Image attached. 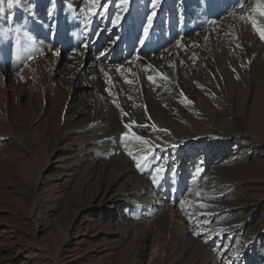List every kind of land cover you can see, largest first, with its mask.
I'll use <instances>...</instances> for the list:
<instances>
[{
    "label": "rangeland",
    "instance_id": "obj_1",
    "mask_svg": "<svg viewBox=\"0 0 264 264\" xmlns=\"http://www.w3.org/2000/svg\"><path fill=\"white\" fill-rule=\"evenodd\" d=\"M256 3L160 0L151 25V0L0 3V135L8 130L16 139L0 136V264H229L231 255L230 264H264V40L241 19L264 21ZM102 40L95 53L115 64L87 75L101 89L92 101L86 90L82 113L80 100H67L81 89L75 55ZM233 43L248 48L224 73L217 62ZM115 44L121 54L137 53L140 67L129 70L115 51L103 52ZM57 53L66 55L60 79L52 77ZM168 130L208 138L172 143ZM106 142H115L110 157L94 148ZM210 142L227 144L229 154L206 164ZM61 157L88 160L65 167ZM130 189L137 202L129 222L117 223L113 202ZM227 239L220 253L217 244Z\"/></svg>",
    "mask_w": 264,
    "mask_h": 264
},
{
    "label": "bare ground",
    "instance_id": "obj_2",
    "mask_svg": "<svg viewBox=\"0 0 264 264\" xmlns=\"http://www.w3.org/2000/svg\"><path fill=\"white\" fill-rule=\"evenodd\" d=\"M171 3V2H170ZM173 5L170 4V6ZM175 5V3H174ZM219 5V1H215V2H211L210 6L205 9V11L203 13H198L196 14L195 16L196 17H200L202 14H208L210 13L211 11L214 10V8H216L217 6ZM98 8V7H97ZM96 8V9H97ZM44 9V8H43ZM106 9V8H105ZM121 9V8H120ZM42 10V6H40V8H36L34 9V11L32 10V12L36 13V15H39V11ZM38 11V12H37ZM106 11V10H104ZM22 14H24L23 12H21ZM26 13V11H25ZM33 13V15H34ZM100 16V15H99ZM98 16V17H99ZM125 16V15H124ZM169 16V15H168ZM107 17V15H106ZM105 17V18H106ZM97 20V19H96ZM134 20V19H133ZM261 21L259 22V25H261V27H264V21L262 19H260ZM31 23H35V24H38L40 23V21L38 20V18H34V20L31 21ZM104 24V23H103ZM117 25H120L118 23H116ZM114 24V25H116ZM161 25V24H160ZM112 27V26H111ZM119 28V27H118ZM64 32V28L61 30ZM62 35L64 33H61ZM253 37V36H252ZM63 38V36H62ZM65 38V41H63L62 43L66 45V48L68 49L71 45V39L68 37H64ZM118 38V37H117ZM242 42V41H241ZM103 43V40L101 41V43H99L98 41H96L93 44H91L90 46L87 47H83L81 50H78L77 51V55H75V59H81V64L79 65V67L81 68V70H79L80 72L77 73V76L75 77L76 80L81 83L80 87L81 89L80 90H76V89H73V90H69V93H68V96H67V100L69 101H75L76 99L80 100V105L82 107V113L87 110L89 108V106L87 105V101L89 100L88 99V96L87 94H85V92H87L86 90H89V98L91 100V98L93 96H95L99 91V89H101V83H98V82H92L90 81V78L89 81H87V75L90 74V73H97V70H94V69H98V68H101V69H104V70H107L108 68H110L111 66H113L115 63H113V59L111 60L110 58L106 57V58H101L102 54H99L97 55L96 50L98 49V47H100V45ZM258 43V42H257ZM62 44V46H63ZM111 44V43H110ZM259 44V43H258ZM261 44V43H260ZM259 44V45H260ZM245 45V44H244ZM263 45V44H262ZM62 46L60 47L62 50H66L64 48H62ZM250 47V46H249ZM248 48V47H247ZM245 46H239L238 44L236 43H233L230 45V48H228V50L226 51V54L223 56V58L218 61L217 63L220 65L221 69H222V72L226 73V70H227V66L230 65V66H236V62L237 60L240 58V56H242L244 53H245V50L247 49ZM262 50L264 49V46L260 47ZM108 49H110L111 51H115L112 53L113 55V58L117 59V61L119 59L120 62H125L126 63V68H128L129 70H131L132 68L134 67H138L140 65V63H138L137 61H133L135 59V57H137V53H133L131 51L129 52H125L124 54L120 53L121 50H119V48L117 47V45H110L107 47V49H105L103 52H105L106 50L108 51ZM259 49H256V51H252L250 53V57L248 58H244L243 60L246 61V62H250L252 59V57L254 56V53L256 52H259L257 51ZM248 51V50H247ZM251 51V50H250ZM66 52H68L66 50ZM65 52V53H66ZM136 52V51H135ZM178 51H175V54L177 53ZM249 52V51H248ZM64 54V53H62ZM104 55V54H103ZM245 55V54H244ZM56 57L55 58H52L54 59L53 63H52V69H53V73H52V77H58L59 78V73L57 72V70H60L59 67H60V63H62V61H64L66 59V55H61L58 57V55H55ZM78 56V57H76ZM176 56V55H175ZM81 57V58H79ZM102 57H105V56H102ZM140 57V56H138ZM137 57V58H138ZM254 58V57H253ZM141 60H144V59H149L148 57H141L140 58ZM241 59V58H240ZM44 60V59H43ZM254 60V59H253ZM47 61V60H46ZM49 61V60H48ZM127 61V62H126ZM119 62V61H118ZM58 63V65H57ZM124 63V64H125ZM50 65V63H49ZM57 65V66H56ZM247 65V64H246ZM140 67V66H139ZM48 68V67H47ZM13 71L12 73L14 75H16V69L17 67L15 66V64L13 65L12 67ZM220 69V70H221ZM8 73H3L2 72V75H7ZM93 75V74H92ZM12 76L11 74H9L8 77ZM96 76V75H95ZM5 77V76H4ZM7 77V78H8ZM74 77V76H73ZM60 79V78H59ZM143 87V85H142ZM96 97V96H95ZM62 98V97H61ZM94 100V99H93ZM101 100V99H100ZM92 101V100H91ZM68 102V101H67ZM89 102V101H88ZM99 103V102H98ZM90 104V103H89ZM91 104H90V108H91ZM100 108V107H99ZM98 108H96L97 110ZM211 111V110H210ZM208 111V112H210ZM87 112V111H86ZM85 114V113H84ZM214 117V115H213ZM63 120V119H62ZM101 123V119H98V120H95L93 122H90V121H85V123L82 125V126H77L76 128H72V129H69V130H84V129H87L95 124H99ZM63 124H66V119H64V122ZM162 126V125H161ZM166 132V133H165ZM165 136L167 138H169L171 140L172 143H185L187 144L189 141L191 140H200V141H203L205 140L206 138L208 137H204L205 135H203V133H201L200 136L196 137V138H191L189 137V135L187 134H180V133H173L171 131H165ZM203 132V130L201 131ZM240 135H244L242 132H240ZM0 136H8V140H10L11 142L12 141H16V139H14L12 136V133H10V131L7 130V132L5 134H1ZM45 139V138H44ZM211 144H213L212 148L214 149L212 152H205L203 153V155L205 156H202V159L206 161V164H213L215 162H219L223 159V157H226L228 154H229V148H228V145L227 144H214V142H210ZM115 145V142L114 143H110V142H106L105 145L102 147V146H94L95 149H98L100 151V155L101 156H106V157H110V153H109V149L113 148V146ZM218 147H220L218 149ZM210 148V146L207 148V150ZM63 154V153H62ZM64 156V155H63ZM69 158V157H68ZM173 158V157H172ZM60 160H62L63 162H65L64 166L65 167H69L71 166L72 164H78L79 166L83 165L84 163L87 162L88 158L87 157H83V158H76V159H65L64 157H61ZM66 160V161H65ZM174 161V160H173ZM166 162V161H165ZM182 162V161H181ZM164 164V163H163ZM162 165V164H161ZM166 165V164H164ZM160 166V165H159ZM163 166V165H162ZM186 166L188 167L189 164H186ZM163 168V167H162ZM190 167H188L189 169ZM189 172H190V169H189ZM133 173V172H132ZM188 174V173H187ZM186 177V176H185ZM182 180V179H181ZM134 190L133 189H130L128 190L127 192H125L124 195H122L119 199H117L115 202H113V205L116 206L117 208H119V215L116 216V217H113V220H115L117 223H119L118 221L122 220L123 218H125L126 220V223L129 222V208H132L133 206H135L137 200L135 199V194L133 192ZM123 214H126V217L123 216ZM120 217V218H119ZM124 220V219H123ZM124 220V221H125ZM216 220V219H215ZM210 221L211 220H205L203 221V227H202V230L203 231H208L210 229ZM222 237H220L221 239ZM228 243H229V240H221L218 242L217 244V247H218V250L220 253H223L227 248H228ZM221 247V248H219ZM223 248V249H222ZM234 255V254H233ZM264 256V254H263ZM229 260L228 263L230 264L232 259H233V256H228Z\"/></svg>",
    "mask_w": 264,
    "mask_h": 264
},
{
    "label": "snow or ice",
    "instance_id": "obj_3",
    "mask_svg": "<svg viewBox=\"0 0 264 264\" xmlns=\"http://www.w3.org/2000/svg\"><path fill=\"white\" fill-rule=\"evenodd\" d=\"M3 0H0V3H2ZM89 3L93 4V5H97V0H88ZM121 4L123 5H127L128 4V0H120ZM160 3V0H151V8L153 9V11L151 12V15L149 16L148 18V24L151 25L152 23V17H155L156 16V9L158 7ZM7 4H8V7L11 8L13 6V0H7ZM241 7H243V5H241ZM253 11L255 13H257L258 15L260 16H264V0H257V3H256V6L255 8L253 9ZM120 19L121 17L119 15L116 16L115 18V23H119L120 22ZM241 19H250L251 20V25L252 27L255 29V31L257 32V34L259 35L260 39L261 40H264V27H261V25H259L256 21V19L252 18V17H241ZM145 31V34H147V28L144 30ZM57 55H59V53H57ZM118 71H123V69H118ZM161 75V78H164L166 79V77H163L162 74ZM239 78V77H237ZM148 80L149 82L155 84L156 83V77H153V76H149L148 77ZM126 83L128 84H131L132 81L131 80H126L125 81ZM184 103L186 104H192L194 102L190 101L187 97H184ZM117 107H119V105L117 104L116 105ZM125 127L127 129H129V132H131V130L133 129L134 127V124H126ZM154 127V125H153ZM129 133H125V137L128 136ZM131 135L137 139V140H141L144 144L148 145L149 144V141L143 139L142 137H139V136H136L134 132H131ZM173 147H175V145H173ZM149 151H151V147H149ZM131 155V153H129ZM147 160V156H142L140 158H137L136 159V164H137V167H141L142 163ZM161 171H163V169L157 167L155 169V172L156 173H160ZM202 171V169H197V174H199L200 172ZM200 207H205V205L201 204Z\"/></svg>",
    "mask_w": 264,
    "mask_h": 264
}]
</instances>
